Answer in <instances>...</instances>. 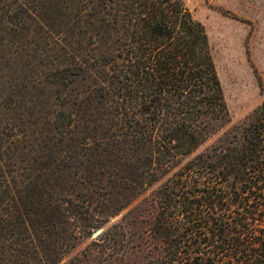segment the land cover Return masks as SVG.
Listing matches in <instances>:
<instances>
[{"label":"trees","instance_id":"trees-1","mask_svg":"<svg viewBox=\"0 0 264 264\" xmlns=\"http://www.w3.org/2000/svg\"><path fill=\"white\" fill-rule=\"evenodd\" d=\"M88 28L47 69L43 128L0 120V264H91L64 259L94 233L108 264H264V101L232 123L184 0H108Z\"/></svg>","mask_w":264,"mask_h":264},{"label":"rangeland","instance_id":"rangeland-1","mask_svg":"<svg viewBox=\"0 0 264 264\" xmlns=\"http://www.w3.org/2000/svg\"><path fill=\"white\" fill-rule=\"evenodd\" d=\"M18 1L24 2V7ZM107 2L0 0V120L6 123L5 133L23 138L29 136L36 122L35 129L43 128L45 111L41 95L56 94L54 88L47 89L43 85L47 81V69L58 63L62 47L74 53L76 39L88 46L91 41L88 23L103 13ZM184 2L205 27L232 123H237L264 101V0ZM61 7L67 16L60 14ZM60 19L63 21L61 26ZM64 23L75 28L71 44L64 40L67 35L63 32L66 29ZM17 85L22 89L29 85L33 87L25 90L28 93H19ZM15 104L19 108L11 112ZM12 122L18 125L16 129H11L14 127ZM126 210L110 222L118 221ZM95 236L94 233L92 237L76 242L64 261L73 256L89 259L93 254L96 257L91 264H108L98 249L100 246L92 242Z\"/></svg>","mask_w":264,"mask_h":264}]
</instances>
